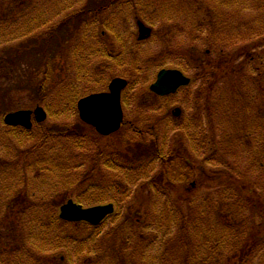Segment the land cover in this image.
I'll return each instance as SVG.
<instances>
[{
    "label": "trees",
    "instance_id": "trees-1",
    "mask_svg": "<svg viewBox=\"0 0 264 264\" xmlns=\"http://www.w3.org/2000/svg\"><path fill=\"white\" fill-rule=\"evenodd\" d=\"M149 1L153 9L163 13L172 6L181 10L178 13L194 12L190 17L184 16L194 23L188 28L187 48L180 49L187 63L182 69L189 72L193 68V80H207L210 89L220 75L229 78L227 90L234 89L239 83V92L242 91L245 103L249 108L251 106L246 114L247 122L239 120L240 125L249 126L254 116L252 128L259 125L257 128L264 130V0H250L248 8L253 14L244 17L241 11L239 13L242 0H215V4L219 2L221 6V14L215 17L202 5L200 8L189 5L188 8L184 1L177 4L169 3V0ZM55 7L63 10L58 2ZM202 8L205 13L203 23L199 24L195 16ZM52 10L54 7L48 6V21ZM95 10H80L79 16L82 17L78 30L82 31V41L73 49H66L68 55L74 57L77 81L88 85L94 83L84 87L90 89L86 90L87 93L106 90L110 79L119 76L112 68L121 66L122 62L127 64L123 50L107 48L100 33L101 29L116 26L119 21V25H123L122 21L113 17L99 19ZM168 14L156 17L155 21H164V26L175 19L174 30L169 33L178 37L186 30L182 18L173 11ZM91 18L94 21H90ZM203 42V46H199ZM171 48L166 47L157 58L176 55ZM129 60L130 68L134 67L138 76L136 79L124 76L129 79L127 89H134L148 74L151 61L144 59L136 63V60ZM93 62H96L95 69H92ZM68 65L65 67L69 71L71 67ZM164 66L159 64V68ZM45 75L38 84V104L42 103L50 117H66L77 112V102L86 93L76 86H63L57 92H51L47 84L44 86V82L51 78L49 70ZM97 85H102L103 89L96 90ZM146 96L142 102L152 103L151 107L156 108L153 99L158 101L160 98L151 92ZM218 102L207 101L208 113L218 108ZM123 104H128L125 94ZM5 113H2L1 121ZM198 124L203 125V121ZM229 128L234 133L219 123H209L202 140L198 134H193L189 137L191 144L188 147L181 144L168 150L165 136L163 142L156 138L143 151L121 156L116 150L100 148L107 137L77 119V123L62 125L55 132L43 130V145L39 150L44 148V143L46 150H40V155L30 156L24 163L13 161V158L4 159L1 154L0 264H62L61 256L66 264H102V255L105 254H96L97 247L103 251L98 242L114 234L118 236L115 247L123 241V247H119V260L114 264H264V137L260 140L251 138V133L255 132L252 128L246 135L243 130ZM7 129H10L11 137L21 142L24 136L32 137L34 130ZM218 130L223 131L219 140L213 136ZM152 131V128H136L130 134V140L140 139ZM2 137L0 134V147L4 152ZM206 139L212 143L209 153ZM231 154L238 158L247 157L248 182L229 180L230 162L227 158ZM103 170L104 176L99 177ZM106 171L114 172L108 178L110 182H104ZM21 175L24 176L22 181ZM257 176L255 182L250 180ZM261 179L263 183H260ZM142 180V199L137 202L131 199V195ZM191 182L199 189L200 185L205 189L197 193V188L189 186ZM205 182L207 186H204ZM40 183L50 190L39 194ZM255 185L260 189L258 192ZM184 186L190 190L187 188L181 192L180 188ZM68 199L84 206L114 203L116 210L97 226L68 222L59 216L60 206ZM126 205L136 207L123 213L121 230L113 233L110 227L115 221L109 219H118L117 210L122 211ZM16 218H19L18 224ZM14 228L17 232L21 230L20 235L12 237ZM41 251L50 254L44 256ZM127 252L128 259H123Z\"/></svg>",
    "mask_w": 264,
    "mask_h": 264
},
{
    "label": "rangeland",
    "instance_id": "rangeland-1",
    "mask_svg": "<svg viewBox=\"0 0 264 264\" xmlns=\"http://www.w3.org/2000/svg\"><path fill=\"white\" fill-rule=\"evenodd\" d=\"M58 1L59 0L27 1L26 4L28 5L27 7L21 9L23 10L22 12L32 13L37 5L41 7L42 4L54 7L55 10H52L53 13L50 15L51 22L47 23L46 26H43L41 25V22L35 23L33 21H29V18L26 15L18 13L16 19L17 26L15 30V40L12 42L13 44H9L6 35H4L5 37L0 35V134L3 135L2 141L5 143V146L3 147L4 152L0 147V155L2 154L4 159L13 158V161H20L24 163L30 156L35 157L40 155V150H46L45 143L44 148L41 147L39 150V146L43 145V141H41L43 139L41 136L43 130L46 129L55 132L62 125H68L75 122L77 123V119H79L78 111L74 114H69L66 117L49 116L43 123L33 127L34 130L32 129V137L24 136L21 142L18 139L11 137L10 129L8 130L5 124L2 123L3 119L1 121V115L4 111L8 112L20 109H33L36 107L38 105L37 99L39 98V91L37 90L38 84L40 81L44 80L46 70H49L51 78L49 81L44 82V86L46 87L48 85L47 88L48 90H51V92H57V90L63 86H76L78 90L80 89V91H84L83 93H86V95L90 94L86 92V90L90 89H86L84 87L94 85V83L88 85L87 83H80V81H77L75 75L76 68L74 64V57L71 54L68 55L69 52H66L67 48L73 49V47L82 41V31L80 32V30H78V26H80V19L82 17L79 16V12L83 8L96 9L94 13H98L97 18L99 19L105 20L108 16H114L113 18H119L122 21L123 25H120V27L117 28L116 34L112 33L111 41L109 42V38L107 39L108 44L113 45L116 51L123 50V59L127 62V64L122 62L121 66H114L112 68L116 74L122 77H125L124 75L129 77L132 76V78L136 79L138 73L134 67L130 68L129 65H131V62H128L130 61L129 59H131V61L136 60V63H140L144 59H149V61H151V68H149L146 77L139 81L140 85H137L134 89H126L124 91V94L128 96V104H123V126L120 127L117 134L112 133L109 137L104 139V143L100 148H103V150H116V152H119L121 156H123L124 153L127 154L128 152L132 154V152L136 153L143 151L149 145H152L153 140L156 138L159 142L161 140L163 142V137L167 136L166 144H169V150L170 148H175L181 144L184 147H188L189 144H191L189 137L193 134H198L199 139L202 140L204 135H206L205 133L207 131L205 128H208L209 123H219L224 129L227 128L230 132L233 130L231 131L229 127L243 130L246 132L245 135L252 128L255 123L254 116L251 117L249 126H244V124L240 125L239 122V120L247 122L246 114H248L251 109V106L249 108V106L245 103L246 98L241 94L242 91L240 90L239 92V89H241L239 83L237 84L235 82L236 84L234 89L227 90L226 86L229 83V78H223L222 75L218 76L216 84H214L212 89L208 88L207 80L194 81L190 87L183 88L180 93H177L176 95L167 97L161 101H156L154 98L153 102L156 106L154 109L151 107L152 103L144 104L142 102L144 101L147 92H149L150 83L156 77L159 64L177 67L180 69L185 67L186 62L183 59L184 55L181 54L182 52L180 49L187 48L186 45L189 44L187 42V40H189L187 34L188 28L190 23L193 24L194 22L186 20V18L187 16L190 17L194 14L192 10H185V13H178V11L181 10L172 6V9L169 8L164 10L167 13H163L157 9H153V6L149 4V0H143L142 2H137V0H67V3L63 0L61 2L63 8L62 10L55 7V4ZM181 1H184L183 4H187L188 8H193L194 6H198L200 8L202 5L205 11H211L213 17L221 14V6L219 7V2H216L215 4V0H201L202 4L201 2L198 3V0H194L193 3L192 0H169V3L175 2V4H177V2ZM242 2L243 4L239 5V7H241V10H239V13L241 11V16L244 17L245 15L253 14V11L248 8V6L250 7V0H242ZM178 5L182 6V4ZM203 8L198 11L195 16L197 17L199 24L201 21L203 23V14L205 13ZM130 10L138 11L141 19H143L147 25L151 27L154 25L153 28L155 29V32L152 37L142 42L137 40L138 29L136 26L133 27V17H131L132 14ZM171 11H173L176 16L182 18V25L186 28L185 32H183V30L178 37H173L170 34L174 30L175 25L173 24L176 21L175 19L171 20L170 23L165 24L163 27L161 26L164 23L159 24L155 21V18L158 16H169L168 13ZM190 11L193 13H189ZM58 12L61 13L57 14ZM152 12H154L153 16L151 15ZM185 15H187L186 18H184ZM90 21H94V19L91 18ZM118 24H120V21ZM94 27L98 26L94 25ZM181 34L183 35L181 36ZM203 44L204 42L200 43L199 46L202 47ZM9 45L11 48H9ZM166 47L171 48L176 55H167L164 58L158 59L157 56L166 50ZM65 64H69L68 67H71L69 71L65 67ZM206 67H203L205 68V72ZM95 68L96 62H93L92 69ZM203 68H201L200 71ZM208 70L209 69H207V71ZM194 72L195 70L191 68L188 74L192 76ZM7 75H9V78ZM100 88H102V85L96 86V90H100ZM149 95L150 94L147 96ZM209 99L211 101L219 102L218 108L214 109L213 112L208 113L206 104ZM44 101L46 104L47 100L45 99ZM135 101L140 102V105ZM176 106L183 109V115L178 120L172 117V111ZM67 110L69 111V109ZM200 120L203 121V125L198 124ZM143 127L148 129L152 128L153 131L146 133V136L144 137H139L140 139L130 140V134H133L136 128L141 129ZM257 127H259V125H257ZM257 127L254 126L252 128L255 130L254 133H249L253 136L251 138L260 140L264 137V130H259ZM221 135H223V131L221 130H218V134H213V136L218 140L222 139ZM210 144L212 143L206 139L205 145H207L208 153ZM132 145L134 148H131ZM168 150L166 151L168 152ZM227 159L230 162V168L227 170L229 180H237L245 183L248 182L249 162L247 157L245 156L241 158L240 156V158H238L234 154H231ZM20 164L16 165L20 166ZM154 173H152V175ZM113 174V171H106L107 178L104 182H108V178H110ZM116 175L118 176L120 174L117 173ZM196 175L198 176V173ZM102 176H104V170L99 177ZM23 179L24 176L21 175L20 181ZM251 179L255 182V180L258 179V176L252 177L250 180ZM23 182L25 183V181ZM261 182L263 183V179H261L260 183ZM142 183H144L143 180L133 188L131 195V197H133L131 198L132 200H136L138 202L139 199H142ZM189 186H192V189L197 188V193H200L205 189L201 185L199 189L198 185L194 186L193 182L189 183ZM204 186H207V182H205ZM26 187H28V184H26ZM187 188L185 186L181 187L180 191H185ZM254 188H256V192L260 190L256 185ZM49 190V188H45V185H42L41 183L39 184V194H41L40 192H42V194L46 193ZM57 190L60 191L61 188ZM177 193H179L178 190ZM135 207L134 205H132V207L126 205L125 208H122V211L117 210V213L119 214L118 219L115 217H111L109 219V221H115L113 224L114 226L110 227V230L113 229V233L121 230L120 223L123 219V213L128 211L131 212L135 209ZM15 221L18 224L19 218H16ZM13 230L14 232L12 233V237L14 234L16 236L20 235L21 230L18 232L15 228ZM117 240L118 236L114 234L110 237H106L103 241L101 240L98 242L102 244L103 251L99 250L97 247L96 254H105L102 255V264H114L119 260V247H123V241H121V243H117L115 247L114 244H116ZM41 253L44 256L50 254V252L46 251H41ZM121 254L123 253L121 252ZM93 256L95 255H92V257ZM127 257H129V252L124 255L123 259H128ZM61 258L63 259L62 264H66L64 256H61Z\"/></svg>",
    "mask_w": 264,
    "mask_h": 264
},
{
    "label": "water",
    "instance_id": "water-1",
    "mask_svg": "<svg viewBox=\"0 0 264 264\" xmlns=\"http://www.w3.org/2000/svg\"><path fill=\"white\" fill-rule=\"evenodd\" d=\"M139 39H146L151 35V28L143 22H138ZM191 82V78L178 69H162L157 75V79L150 86L151 91L166 96L177 92V90ZM128 81L124 78H114L109 91L93 93L81 98L78 101L80 118L94 126L102 135H110L116 132L122 124L124 114L121 103V94L127 86ZM180 108L175 109V115L180 114ZM35 120L42 122L47 118V112L41 106L32 110H18L10 112L5 117V122L9 125H22L25 128L32 127V114ZM60 217L66 221H86L93 225L100 224L108 215L115 210L114 204L96 205L83 207L81 204L68 200L61 206Z\"/></svg>",
    "mask_w": 264,
    "mask_h": 264
},
{
    "label": "flooded vegetation",
    "instance_id": "flooded-vegetation-1",
    "mask_svg": "<svg viewBox=\"0 0 264 264\" xmlns=\"http://www.w3.org/2000/svg\"><path fill=\"white\" fill-rule=\"evenodd\" d=\"M27 1L29 2V0H0V35H3V37H5L4 35H6L9 44H13L12 42H14V40H15V30H16V26H17V22H16L17 20L16 19H17L18 13H21L22 15H26L29 18V21H33L35 23L41 22V25H43V26H46L48 23V19L46 17L48 5L42 4L41 7L37 5L32 13L31 12H28V13L22 12L23 10H21V9L27 7V5H28V4H26ZM130 12L132 14L131 17H133L132 18L133 23H134L133 27L136 26L138 29V22H139V20H141V17L138 14V11L130 10ZM151 15L153 16L154 12H152ZM111 17H114V16H111ZM120 18H122V17H120ZM156 23L160 24V23H165V22L164 21H162V22L156 21ZM151 25H153V24H151ZM118 27H120L119 24H117L116 26H113V27H109L106 30H102V29L100 30V33L102 34V38L104 40V43H106L105 45L107 46V48H109V47L113 48L114 47L113 45L108 44L107 39L109 38V42L111 41L112 33L117 32ZM161 27H163V26H161ZM154 32H155V29L153 30V33ZM9 48H11L10 45H9ZM109 62H111V60H109ZM7 76L9 78V75H7ZM182 89H179V91L177 93H180V91ZM176 94H174V95H176ZM182 115H183V109H182L180 115L178 117H174V118H176L178 120Z\"/></svg>",
    "mask_w": 264,
    "mask_h": 264
}]
</instances>
